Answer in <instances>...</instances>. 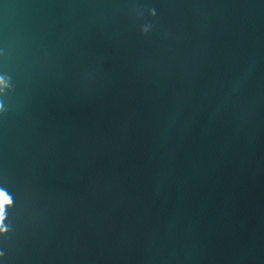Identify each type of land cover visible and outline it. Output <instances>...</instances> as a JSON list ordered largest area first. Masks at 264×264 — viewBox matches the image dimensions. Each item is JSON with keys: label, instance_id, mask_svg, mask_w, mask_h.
<instances>
[{"label": "water", "instance_id": "95a60500", "mask_svg": "<svg viewBox=\"0 0 264 264\" xmlns=\"http://www.w3.org/2000/svg\"><path fill=\"white\" fill-rule=\"evenodd\" d=\"M0 228V264H264V0H0Z\"/></svg>", "mask_w": 264, "mask_h": 264}, {"label": "clouds", "instance_id": "9594fccd", "mask_svg": "<svg viewBox=\"0 0 264 264\" xmlns=\"http://www.w3.org/2000/svg\"><path fill=\"white\" fill-rule=\"evenodd\" d=\"M4 232L3 228H0V234H2Z\"/></svg>", "mask_w": 264, "mask_h": 264}, {"label": "snow or ice", "instance_id": "6c2138e0", "mask_svg": "<svg viewBox=\"0 0 264 264\" xmlns=\"http://www.w3.org/2000/svg\"><path fill=\"white\" fill-rule=\"evenodd\" d=\"M4 203H5V204L7 203V200H6V198H4Z\"/></svg>", "mask_w": 264, "mask_h": 264}]
</instances>
